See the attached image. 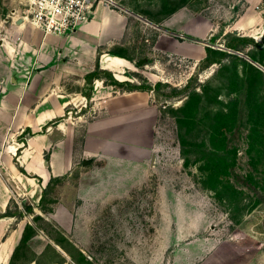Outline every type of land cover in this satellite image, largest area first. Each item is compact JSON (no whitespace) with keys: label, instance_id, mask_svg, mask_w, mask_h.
<instances>
[{"label":"rangeland","instance_id":"1","mask_svg":"<svg viewBox=\"0 0 264 264\" xmlns=\"http://www.w3.org/2000/svg\"><path fill=\"white\" fill-rule=\"evenodd\" d=\"M117 2L120 8L107 9L128 21L126 39L117 51L131 60L122 63L121 73L123 82L131 85L118 87L119 91L129 92L132 85L145 87L137 92L148 94L150 105L158 110L150 133L154 143L151 175L132 195L80 212L82 226L65 233L51 216L62 198H69L79 174L71 180H51L38 201L28 196L27 188L9 180L12 160L0 153V180L9 184L12 197L8 211L21 213L27 221L15 249H0L4 264H264V0H186L168 17L161 0ZM28 10V0H0V39L13 23L23 22ZM156 12H162L159 18ZM151 15L158 24L149 20ZM12 37L7 36L10 47L18 46L21 38ZM234 37L259 43L250 42L245 53H235L262 73L256 89L250 86L255 74L246 64L230 61L228 70H220L219 64L203 67L201 63L207 47L223 50ZM8 52L0 47V102L8 88L27 91V83L38 74H45L44 88L54 90L52 62L27 71L15 58L19 52H11L14 59ZM249 54L260 63L251 61ZM144 59L145 64L137 65ZM77 68L74 77L81 84H74L72 90H92L99 101L85 102L81 108L80 100H75L69 113L51 126L74 123L78 150L84 125L98 114L101 99L115 93L106 87L108 78L106 82L89 79L83 85L89 67ZM189 83L191 88L183 91ZM62 84L69 88L68 82ZM40 86L35 84L33 90ZM193 92L199 95L191 97ZM189 101L194 120L183 128L179 110ZM0 119L10 120L1 115ZM212 120L217 124L213 142L209 141ZM111 123L112 129L106 131L111 139L130 132L132 140L139 141L138 132L127 130L129 120L126 131L115 130ZM135 127L148 125L143 119ZM188 129L197 146L191 139L190 145H183L181 135ZM25 138L27 134L19 141L26 142ZM204 138L208 148L200 143ZM204 148L214 152L213 163L202 158ZM16 153L19 158L20 151ZM15 219L10 231L18 229L21 218ZM62 221L70 224L66 218ZM2 238L1 233L0 242Z\"/></svg>","mask_w":264,"mask_h":264},{"label":"crops","instance_id":"2","mask_svg":"<svg viewBox=\"0 0 264 264\" xmlns=\"http://www.w3.org/2000/svg\"><path fill=\"white\" fill-rule=\"evenodd\" d=\"M127 25L128 21L123 15L100 6L88 22L82 23L78 30L66 37L45 36L33 25L20 22L17 25L13 23L0 39V47H4L6 52L9 50L11 59H14L10 55L12 51L19 52L15 58L23 62L27 71L53 63L54 90L44 88L43 85L47 83L43 77L45 74H38L27 83V91H19L14 87L12 90L8 88L9 91L7 89L3 94L0 115L10 120L6 123L0 119V153L2 157L12 160L8 169L11 176L9 180L16 187L27 188L28 196L38 201L51 180H71L79 174L78 182L70 192L74 194L73 198L71 195L66 198V193L51 216L52 221L65 233H72L73 228L76 230L82 226L80 212L91 208L100 209L109 206L112 201L132 195L148 180L154 167V143L150 133L157 122L158 110L150 105L145 92H120L118 86L106 85L107 89L114 90L115 95L101 99L98 114L83 127L78 150L75 147L77 127L74 123L65 124L64 127L51 126L54 120L69 113V106L75 100H80L81 108L85 107V102L99 101L92 90H72L74 84H81L74 77L78 71L77 65L89 67L83 76L82 84L85 86L88 85L87 75L97 67L112 73L120 83L125 80L121 75L124 70L122 63L131 60L117 49L123 46V39H126ZM11 34L12 38H21L18 46L10 47L7 36ZM99 50L102 54H99ZM12 67H15L14 64ZM105 79L106 76H101L95 80L104 82ZM62 82H68L69 88L63 86ZM35 84L42 86L33 90ZM143 119L148 127L136 129L135 125ZM126 120H129L130 125L127 130L138 132L139 141H133L130 132H126L129 138L125 133L119 139L114 135L111 139L106 133L107 129H112L111 121L113 128L120 132L121 128L125 129ZM146 133L147 138L144 135ZM24 134H27L26 143L19 141ZM17 151L21 153L19 158ZM149 153L152 155H147ZM9 192V184L0 180V214L9 209L12 198L8 196ZM63 218L70 221L68 226L62 221ZM23 219L17 224L18 229L12 228L11 231L9 229L15 217L0 219V234L3 236L1 250L13 251L21 241L27 223ZM2 254L0 261L3 260L4 264Z\"/></svg>","mask_w":264,"mask_h":264},{"label":"trees","instance_id":"3","mask_svg":"<svg viewBox=\"0 0 264 264\" xmlns=\"http://www.w3.org/2000/svg\"><path fill=\"white\" fill-rule=\"evenodd\" d=\"M185 2H186V0H161L160 3L162 5V7L164 8V11H163L164 12V16L168 17V16L173 15L179 9H181L182 7L185 6ZM156 13H157V15L155 14L156 16L155 15H151V16H149V17L147 16V17L153 23L158 24L159 22L154 20L153 16L159 18L158 17V13L162 14V12H156ZM250 42L253 43V45H258L259 44V43H255L254 39H252V38L234 37L233 39H231L229 42H227L225 44L223 50H218V49H214L212 47H207L206 48V57L201 61V63L203 64V67H209V66L214 65V64H219V65H221V69L220 70H228L230 61H236V62L238 61V62H241L242 64H246L248 66L249 70L255 74L254 75L255 79L250 83V86H251V88L256 89V86H258L259 83H260L259 79H258V76H261L262 73L253 64H250V65L247 64V62L244 59H242L241 57H239V56H237L235 54V53H239V54L240 53H245L246 52V45L249 44ZM249 57L251 58V61L260 63L258 60L255 59V57L250 56V54H249ZM226 61H228V63H226ZM96 71H97V73H94V74L90 75V77H87V82H88L89 79H90L89 80L90 82H93L95 79H100L101 78V77H99V75H105V76H107L106 78H108L110 80L108 82V85L123 87V85L130 84V83H126L125 84V82H122V83L118 82L114 78L112 73L102 71L99 67H97ZM233 76L234 75H231L228 78V80L230 81ZM91 79H92V81H91ZM105 82H106V80H105ZM132 86H133V88L129 89V92L138 91V90L139 91H145L144 90L145 87L140 88V87H137V86H134V85H132ZM202 87H204V86H202ZM189 88H191V83L187 84L185 86V88L183 89V91H187V90H189ZM179 93H181V92H179ZM193 94L194 95H192L191 97H195L196 95H199V94H197L195 92H193ZM88 98H90V95L88 96ZM257 102L258 101H256V103ZM190 103H192V102H190V101L187 102L179 110V112L181 111L180 113H182L180 115L181 118H180V122L179 123L181 124V127H183V128H184V126L192 124L193 120H194V118L191 115V112L188 111V110H190V107H191ZM260 106H262V105H260ZM215 120L211 121V127H210L211 134L209 135L210 136L209 141H211V142L215 141L214 130H215L216 126H217ZM190 139H191V141H190ZM181 141L183 142V145L184 144L185 145H190L189 144V141H190V143L192 145L197 146V142L196 141L193 142L192 132L189 129L185 133V135H183V134L181 135ZM24 143H26V142H24ZM200 143L203 145L202 147L208 148V146H207V144H208L207 143V138L202 139L200 141ZM205 148L203 150V152H205V153H204V156L202 158L205 159L207 157L208 158V163L211 164L210 162L213 163L215 161V154L212 151H208V153H207ZM46 160L49 161V158L47 157ZM21 170L24 173V170L23 169H21ZM231 203H233V201H231ZM32 210L33 209L30 208V207L27 209V211H29V212H31ZM1 215H2V217H0V218L13 217V216L14 217L17 216L19 218H23V215L21 213L15 214V213H12L11 211H8V210L5 213L1 214Z\"/></svg>","mask_w":264,"mask_h":264},{"label":"built area","instance_id":"4","mask_svg":"<svg viewBox=\"0 0 264 264\" xmlns=\"http://www.w3.org/2000/svg\"><path fill=\"white\" fill-rule=\"evenodd\" d=\"M28 3V15L23 22L41 29L46 36L58 37L74 33L100 6L120 8L117 0H28Z\"/></svg>","mask_w":264,"mask_h":264},{"label":"water","instance_id":"5","mask_svg":"<svg viewBox=\"0 0 264 264\" xmlns=\"http://www.w3.org/2000/svg\"><path fill=\"white\" fill-rule=\"evenodd\" d=\"M146 62H147V60H146V59H144L143 61H141V62H138V63H137V65L141 66V65L145 64ZM45 164H47V163H45Z\"/></svg>","mask_w":264,"mask_h":264}]
</instances>
